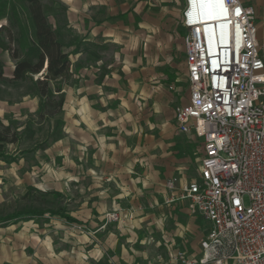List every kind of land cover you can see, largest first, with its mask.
Returning <instances> with one entry per match:
<instances>
[{"label":"rangeland","instance_id":"1","mask_svg":"<svg viewBox=\"0 0 264 264\" xmlns=\"http://www.w3.org/2000/svg\"><path fill=\"white\" fill-rule=\"evenodd\" d=\"M10 1L19 10V20L28 30L22 31L19 26H12L6 16L0 17V29L2 25L10 26L16 38L6 42L7 48H0V62L5 72V78L0 80V129L9 128L8 136L13 141L6 144V152L17 158L13 162L0 159V264H111L106 257L115 224L124 218L136 220L141 226L146 224L147 218L144 215L151 207L144 192H141L142 180L138 181L139 176L133 173H141L142 170L131 167L132 172L125 174L120 182L108 175V170L98 171L92 166L90 147L81 148L76 139L74 121L65 119L68 112L65 109V99L68 93L61 91L44 105L32 80L12 79L16 63L12 54L17 48L24 51L19 47L22 43L21 35L23 33L29 37L31 28L27 11L22 5L23 0ZM147 1L153 5L148 4L145 9H131V25L128 26L131 35H140L148 50L163 48V57L160 56L163 61L168 49L171 50L173 59L179 56L183 58L184 48L174 36L178 32L180 39L188 31L183 23L185 0ZM42 3L50 22L55 17L64 19V6L58 0H42ZM120 11L122 10L115 9L114 15L107 11L110 27L119 23L122 18L126 22V15L122 17ZM100 16L103 17V14ZM257 24L259 45L264 54V46L260 42V38L264 37L263 19H257ZM61 33L65 50L73 53V30L65 27ZM3 36L7 38V31ZM96 50L105 54L102 57L106 64L96 71V82L107 81L108 85H103L102 90L112 93L122 77L121 72H113V68L109 67L113 59V45H96ZM185 73H173V80L171 76L166 78V81L174 84H178L176 78L181 79L179 91L175 93L173 118L158 126L153 123L143 125V132L147 135L152 133L154 137L151 141L148 137L143 138L142 143L161 144L164 161L172 155V151H176L179 156L177 158L184 163V167L176 170L170 180L177 181L181 176L190 182L200 175L203 140L177 129L175 110L177 106L185 104L190 90ZM33 78L36 81L43 78V75L35 74ZM61 84L62 90L65 88L73 95L74 76L69 80H62ZM94 95L98 96V93ZM61 96L64 102L59 106ZM133 140L131 138L128 141L132 147ZM126 155H129V160L134 157L131 152ZM116 183H121L124 196L120 201L114 202L108 200V196L119 190ZM151 194L162 199V194L155 191ZM99 204L105 206V212L98 213L96 208ZM58 208H65L66 213L78 222H69L65 217L50 213L42 216L26 214V218H16L19 219L16 222L2 219L9 214L25 213L30 209L47 211ZM187 208L198 226L191 235L194 243H198L199 238L206 233L207 225L199 214L192 211L190 201ZM162 209L170 213L169 207L162 206ZM123 211L126 214L122 215ZM114 212L118 213V220L109 219L108 214ZM176 218L184 220L180 216ZM166 220L169 226L174 225L175 219L172 217L168 216ZM163 257L169 258L166 252H163Z\"/></svg>","mask_w":264,"mask_h":264},{"label":"crops","instance_id":"2","mask_svg":"<svg viewBox=\"0 0 264 264\" xmlns=\"http://www.w3.org/2000/svg\"><path fill=\"white\" fill-rule=\"evenodd\" d=\"M58 1L64 6V19L55 17L51 24L60 32L66 27L75 34L73 53L70 54V59L74 57L71 59L73 95L65 88L62 90L68 93L65 119L74 121L76 139L81 148L90 147L92 166L98 171L108 170L107 174L120 182L125 174L132 172L131 167L141 168V173H133L140 177L138 181L142 180L141 192H144L151 207L144 215L147 218L144 226L126 218L115 224L106 257L108 263L156 264L169 260L178 251L186 252L188 258L199 256L200 239L209 226L203 219L207 225L206 233L198 243H194L191 235L198 226L187 208L189 200L180 196L181 186L187 180L179 176L175 189L167 187L168 180L176 170L184 167V163L177 158L176 151H172V155L164 161L161 144L142 143L143 138L148 137L151 141L154 137L152 133L147 135L143 132V125L153 123L158 126L173 118L175 93L179 91L181 79L176 78L178 84H174L166 81V78L171 76L173 80V73L179 75L181 72H186L187 76L185 36L179 39L178 32L174 36L184 48V57L173 59L171 50L167 48L163 61L160 58L163 57V48L148 50L143 44L144 39L140 35H131L128 28L131 25V9H145L148 4L153 5L147 0ZM242 2L255 10L257 19L264 21V0ZM115 9L122 10L120 13L122 17L126 15V22L122 18L110 27L107 11L114 15ZM260 42L264 46V37L260 38ZM107 43H111L114 49L109 67L113 68V72L122 74L112 93L102 90V86H107L108 82L97 83L95 75L98 69L106 65L102 57L105 54L97 51L96 45ZM96 93L98 96L94 95ZM189 95L185 103L189 102ZM131 138L134 139L133 147L128 144ZM129 152L134 155L132 160L126 155ZM116 185L119 190L108 196V200L114 202L124 196L121 183ZM153 191L162 194V199L153 196ZM162 206L169 207L170 213H166ZM96 210L103 213L106 208L99 204ZM121 213L124 215L125 211ZM168 216L175 219L174 225H168ZM177 216L185 221L177 220ZM163 252H166L168 259H164Z\"/></svg>","mask_w":264,"mask_h":264},{"label":"built area","instance_id":"3","mask_svg":"<svg viewBox=\"0 0 264 264\" xmlns=\"http://www.w3.org/2000/svg\"><path fill=\"white\" fill-rule=\"evenodd\" d=\"M185 2L190 95L175 120L179 132L203 140V152L199 178L184 183L180 196L209 227L199 256L178 251L156 264H264V57L257 15L242 0ZM108 217L119 219L116 212Z\"/></svg>","mask_w":264,"mask_h":264},{"label":"trees","instance_id":"4","mask_svg":"<svg viewBox=\"0 0 264 264\" xmlns=\"http://www.w3.org/2000/svg\"><path fill=\"white\" fill-rule=\"evenodd\" d=\"M25 10L29 18L30 36L22 33V43L20 48L15 49L12 57L16 60L12 74L13 80L30 79L37 86V93L42 98V104H48L50 99L62 91V80H69L72 76L70 53L65 50L62 41L63 34L59 29L54 28L48 19L42 0H23ZM7 17L12 26H19L23 31L28 28L19 20V10L10 0H0V17ZM7 31V38L3 33ZM28 34V33H27ZM10 26H1L0 29V48H7L8 41H14ZM17 41V40H16ZM19 42V40H18ZM46 65V66H45ZM42 73L43 78L34 81L35 74ZM5 78L3 65L0 62V80ZM63 96L59 98L58 105L62 106ZM9 128L0 129V159L13 162L17 158L6 152V144L11 142L8 136ZM46 213L65 217L69 222H78L76 218L66 213L65 208L56 210L30 209L27 212H16L9 214L2 219H10L14 222L16 218H26V214L42 216Z\"/></svg>","mask_w":264,"mask_h":264},{"label":"bare ground","instance_id":"5","mask_svg":"<svg viewBox=\"0 0 264 264\" xmlns=\"http://www.w3.org/2000/svg\"><path fill=\"white\" fill-rule=\"evenodd\" d=\"M198 4V3H197ZM205 3H201V8L204 10Z\"/></svg>","mask_w":264,"mask_h":264},{"label":"snow or ice","instance_id":"6","mask_svg":"<svg viewBox=\"0 0 264 264\" xmlns=\"http://www.w3.org/2000/svg\"><path fill=\"white\" fill-rule=\"evenodd\" d=\"M237 13H238V10H237Z\"/></svg>","mask_w":264,"mask_h":264},{"label":"water","instance_id":"7","mask_svg":"<svg viewBox=\"0 0 264 264\" xmlns=\"http://www.w3.org/2000/svg\"><path fill=\"white\" fill-rule=\"evenodd\" d=\"M46 66V65H45Z\"/></svg>","mask_w":264,"mask_h":264}]
</instances>
